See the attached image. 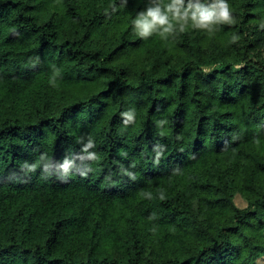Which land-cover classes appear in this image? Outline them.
Returning <instances> with one entry per match:
<instances>
[{"label":"trees","instance_id":"1","mask_svg":"<svg viewBox=\"0 0 264 264\" xmlns=\"http://www.w3.org/2000/svg\"><path fill=\"white\" fill-rule=\"evenodd\" d=\"M227 3L144 39L173 0H0V264H263L264 0Z\"/></svg>","mask_w":264,"mask_h":264},{"label":"clouds","instance_id":"2","mask_svg":"<svg viewBox=\"0 0 264 264\" xmlns=\"http://www.w3.org/2000/svg\"><path fill=\"white\" fill-rule=\"evenodd\" d=\"M182 3L183 0H173V4L167 5L165 8L157 5L155 7H149L146 12H141L139 17L133 21V25L135 26L134 30L137 35L147 39L157 29H162L161 34L170 32L173 27V20H182L185 23L191 20L192 26L198 29H206L210 25L233 23L227 0H216L210 6H205L204 4L193 6L189 4L188 8L183 11L179 7ZM184 30L182 27L181 31L183 32ZM237 39L238 37L236 36L232 37L233 42ZM161 199H163L162 196Z\"/></svg>","mask_w":264,"mask_h":264},{"label":"rangeland","instance_id":"3","mask_svg":"<svg viewBox=\"0 0 264 264\" xmlns=\"http://www.w3.org/2000/svg\"><path fill=\"white\" fill-rule=\"evenodd\" d=\"M237 202L240 204V205H244L245 204V202H244V200L239 196V197H237ZM263 262V264H264V258L263 259H261V263Z\"/></svg>","mask_w":264,"mask_h":264}]
</instances>
